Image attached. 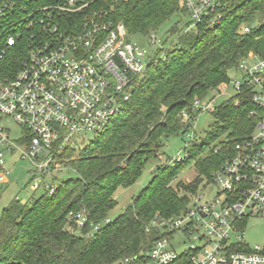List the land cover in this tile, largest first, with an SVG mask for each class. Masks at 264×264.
<instances>
[{"label": "built area", "instance_id": "built-area-1", "mask_svg": "<svg viewBox=\"0 0 264 264\" xmlns=\"http://www.w3.org/2000/svg\"><path fill=\"white\" fill-rule=\"evenodd\" d=\"M102 1L107 0H0V167L13 155L28 161L32 192L53 191V179L63 166L59 157L82 148L89 136L104 134L130 100L134 78L142 77L151 61H164L180 37L151 54L132 40L123 24L105 20L107 13L91 12L78 31L61 26V15L83 13ZM253 1L180 0L191 21L184 33L203 23H220L234 2L240 6ZM256 23L243 26V32L250 33ZM150 43L160 40L150 35ZM20 45L23 49L17 50ZM236 72L241 81L228 84L234 94L244 86L250 89L254 130L198 185L204 192L214 187V198L196 192L190 208L153 222L161 237L141 253L144 264H264V250H251L242 241L246 219L264 218V59L249 55ZM228 84H221L207 100H194L191 112L212 113ZM189 114L183 112L182 120L188 127L184 139L192 143L190 123L197 118ZM10 120L23 131L17 140L6 127ZM69 219L79 229L86 227L83 214H70ZM97 229L94 226L93 232ZM175 234L194 235L198 244L177 252Z\"/></svg>", "mask_w": 264, "mask_h": 264}, {"label": "trees", "instance_id": "trees-1", "mask_svg": "<svg viewBox=\"0 0 264 264\" xmlns=\"http://www.w3.org/2000/svg\"><path fill=\"white\" fill-rule=\"evenodd\" d=\"M251 4L228 11L212 27L203 23L186 33L191 21L180 0H107L83 13L60 16L61 26L78 31L91 12L107 13L105 20L123 24L132 37L149 35L176 14L189 22L178 42L167 50L166 59L151 61L144 75L134 78L130 100L108 130L76 151L79 158H72L70 165L74 162V167L69 165L75 176L54 178L52 192L41 188L43 194L30 203L15 199L4 209L0 264L146 262L141 253L161 237L153 222L181 214L187 206V194L196 192L201 181L208 180L232 155L234 146L253 132L255 120L249 112L255 107L247 86L210 113L216 125L207 136L209 142L186 153L184 161L157 167L152 181L119 217L94 232L93 228L116 206L113 193L133 185L145 164L156 159V149L163 148L162 138L184 137L188 127L182 113H190L192 120L199 115L191 112L194 100L213 97L221 84L230 82L229 72L250 53L264 59V23L250 33L243 32V26L264 15L261 0ZM23 47L17 46V50ZM223 136L218 148L208 151L209 143ZM64 153H70L68 157L74 151ZM64 153L59 158L66 159ZM189 161L194 162L198 177L188 185L173 187L178 171ZM70 214H83L86 227L77 228L70 222Z\"/></svg>", "mask_w": 264, "mask_h": 264}, {"label": "rangeland", "instance_id": "rangeland-1", "mask_svg": "<svg viewBox=\"0 0 264 264\" xmlns=\"http://www.w3.org/2000/svg\"><path fill=\"white\" fill-rule=\"evenodd\" d=\"M264 3V0H261ZM236 2L233 4L234 9L236 6ZM252 4L244 5V8L251 7ZM238 13V12H237ZM262 17H258L256 19L257 23L253 28L259 27L264 23V15ZM189 22L183 16L180 17L178 14L174 15L169 21L163 23L158 29L151 32L149 35H135L132 37V40L142 49L149 51L151 54L157 52L159 45L167 47L170 43L175 41L179 35L186 28V23ZM173 29V31H172ZM150 35H155L157 39L160 40L159 44L151 45L150 43ZM178 40V39H177ZM176 40V41H177ZM253 56L252 53L249 54ZM228 77L230 81H241V74L237 73L235 69H232ZM229 85V90L227 91L225 96L219 97L215 101V105H219L228 98L234 95V91L232 89V85ZM211 97V96H210ZM216 123L213 117L208 113H201L197 117V119L190 123V130L194 131V141L186 142L184 137L181 136H170L168 138H162L163 148L156 149L155 160L148 161L145 166L142 168L140 176L137 181L127 187L125 189L118 188L115 193L112 195L113 202L116 203V206L113 210L109 212L107 215V219L99 224L98 228L104 226L105 224L113 222L117 217H119L131 204L133 198L137 197L139 193L148 186V184L152 181L153 176L155 175L156 169L158 168H167L168 165H171V160L183 158L186 156V153L193 152L199 146L202 145L203 142H207V136L210 131L215 127ZM6 127L11 131V138L17 140L21 137L23 131L13 122L9 121L6 123ZM226 136L221 137L217 141L210 142L208 145V151L213 148H218L219 143L225 139ZM95 137L89 136L86 138L85 142L82 144L83 147L87 146L89 142L94 140ZM209 142V141H208ZM78 149L74 150V154L71 156L70 153H64V160H60L62 163L61 169H59L60 173L56 176L55 179H65L69 177H74L75 172L72 168L69 167L70 162L74 159L79 158ZM90 156V155H87ZM83 158V157H82ZM74 167V162L70 165ZM32 167L28 161L20 160L17 156L10 157L7 159L6 163L3 167H0V175L4 176V182L0 184V220L3 214L4 209H6L12 201L18 199L19 202L26 204L30 203L32 199L37 198L43 192L42 189L39 188L36 192H32L31 190V182L32 179ZM198 177L197 169L193 161H189L181 170L178 171L176 178L174 179L172 186L176 187V184L180 183L182 185H188L192 181H194ZM48 182L49 180H45ZM203 179L201 182H204ZM55 180V184H57ZM198 194L203 191V185L199 186L196 190ZM187 194V206L186 208H190L195 193ZM206 198H214L216 191L214 187L209 186L204 192ZM242 241L245 245H247L251 250H254L255 247H259L264 250V218L263 217H249L246 219L243 225L242 232ZM198 244L197 241L194 240L193 236H186L184 234H175L173 236V246L177 252H181L186 250L189 246Z\"/></svg>", "mask_w": 264, "mask_h": 264}]
</instances>
